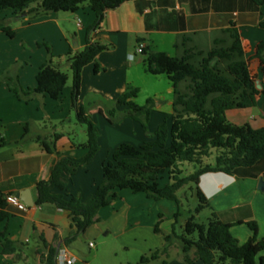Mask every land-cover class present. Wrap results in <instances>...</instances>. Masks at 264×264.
<instances>
[{"label": "crops", "instance_id": "obj_1", "mask_svg": "<svg viewBox=\"0 0 264 264\" xmlns=\"http://www.w3.org/2000/svg\"><path fill=\"white\" fill-rule=\"evenodd\" d=\"M0 18L3 23L16 20L13 31H26L35 43L50 44L55 56H60L55 60L60 68L68 69L63 56L69 50H82L87 39L104 46L94 60L81 68L74 102L71 81H67L58 99L37 94L28 102L17 99L5 83L0 84V191L5 197L16 191H29L33 200V205L25 210L8 204V216L0 223V232H4L17 248L14 253L1 254L0 243V264H44L49 246L55 247L54 258L58 264L65 256L72 259L71 264H86L80 255V238L96 237L105 228L107 234L114 226L121 230L123 244H127L129 233L137 234L142 224L154 222L152 209L157 200L144 193L122 189L109 205L98 211L97 223L66 243L65 239L75 229L69 211L52 203L35 204L36 183L49 178L61 157L81 158L88 152L83 145L87 134L78 139L75 135L77 124H82L77 121L78 111H82L97 129L98 150L88 163L67 176L65 191L52 189L64 197L72 195L85 199L93 195L102 179L101 164L110 159L117 146L125 144L137 149L155 138L160 124L169 127L173 115L172 84L166 74L153 75L147 71L146 55L136 52L139 43L148 51L174 56V43L180 34L235 27L249 69L260 84L259 90H264V72L255 56L257 45L264 43V29L259 27L264 21V3L259 5L253 0H126L107 10L94 29L91 26L95 14L87 3L74 12H49L31 18L26 12L9 11L0 14ZM79 23L81 29L77 28ZM24 40L31 45L28 39ZM45 59L46 53L41 51L37 65L32 68L30 64L29 82L19 74L23 89L35 87L36 73ZM25 65L28 67V62L25 61ZM95 66L98 69L95 70ZM127 86L137 89L130 103L122 100ZM225 115L237 125L248 123L253 128L263 127L264 93L257 95L255 107L228 109ZM42 141L52 150L47 151ZM259 179L264 182V159L251 166L238 167L229 174L208 172L199 178L198 186L211 211L222 221L232 224L230 232L239 243H244L252 234L246 224L249 221L256 222L258 238L264 237V189L258 188ZM145 207L150 208L152 214L147 223L137 219L144 215L141 211L148 210ZM31 238L34 245L30 244ZM90 242L89 239L88 247ZM168 264L183 263L175 260Z\"/></svg>", "mask_w": 264, "mask_h": 264}, {"label": "trees", "instance_id": "obj_2", "mask_svg": "<svg viewBox=\"0 0 264 264\" xmlns=\"http://www.w3.org/2000/svg\"><path fill=\"white\" fill-rule=\"evenodd\" d=\"M126 0H0V14L7 11L26 12L31 18L49 12H74L87 3L95 14L91 28H96L107 10L114 9ZM263 4L264 0H253ZM27 9V10H26ZM264 29V21L259 23ZM0 30L13 37L14 31L0 18ZM40 44V43H38ZM46 59L35 76L36 85L23 89L19 78L4 74L0 84L5 83L9 91L19 100L28 102L33 96L43 94L58 99L69 80V74L58 67L55 56L47 43ZM104 48L87 39L80 51L69 50L63 57L68 65L72 82V100L78 93L81 68L94 60ZM176 54L142 50L146 55L147 71L153 75L166 74L173 87V115L169 127L162 123L157 127L153 140L145 141L135 149L128 145L117 146L110 159L101 164L102 179L96 185L93 195L82 199L80 196H66L54 193L52 189L65 191L67 176L88 163L98 150V132L92 121L77 112V121L86 126L87 140L83 145L88 152L81 158L61 157L51 170L47 180L36 183L35 204L52 203L59 209L69 211L74 232L65 241L70 243L99 221L98 211L109 205L119 190L129 189L144 193L148 198L167 199L177 204L171 231L164 235V246L142 255L138 264H149L161 257L166 264L170 247L175 243L179 248L178 259L185 264L200 261L201 264H264V237L258 238L257 224H246L252 231L244 243L230 232L232 224L219 219L198 186L199 178L208 172L231 173L238 167H247L264 159V125L253 128L248 123L237 125L226 118V111L233 108L255 107L260 91L255 85V75L249 69L240 35L235 27L209 32L180 34L174 43ZM255 56L264 72V43L257 45ZM98 66H95V70ZM137 89L127 86L122 100L130 103ZM2 144L4 140H1ZM47 151L50 145L42 141ZM211 148H219L214 164H203L211 154ZM181 162L196 165L194 171L181 176ZM168 173L169 182L160 186L159 179ZM194 190L197 204L182 224L178 225L181 201L177 191L186 185ZM8 203L0 191V223L8 216ZM210 210L206 222L196 221L202 210ZM162 216L155 223V233H160ZM178 225V230H177ZM43 246H47L40 236ZM1 254L16 251V244L0 232ZM56 249L49 246L44 264H58L54 258Z\"/></svg>", "mask_w": 264, "mask_h": 264}, {"label": "rangeland", "instance_id": "obj_3", "mask_svg": "<svg viewBox=\"0 0 264 264\" xmlns=\"http://www.w3.org/2000/svg\"><path fill=\"white\" fill-rule=\"evenodd\" d=\"M4 24L12 28L16 27L17 21L13 19L9 23L5 22ZM14 31V36L9 37L0 30V76L7 74L8 76L15 78L16 75L19 76L20 74V76L23 77L25 81L29 82V80H31L29 66L32 64L33 68L37 65V58L41 51L46 53V47L43 45V43L46 42L39 41L35 43V40H33L32 37H28L26 31ZM31 34L35 35L36 32H31ZM24 39H28L31 45L29 46V44H26ZM47 45L51 48L50 44L47 43ZM53 55L55 54L53 53ZM25 61L28 62V67L23 66L25 65ZM60 69L69 74L68 81H71L69 69H65L63 67ZM77 128L78 129H75V135L77 139L85 138L86 133L84 132L86 130V126L84 124H77ZM79 128L81 129L79 130ZM219 153V148H211V154L203 159V164H214L215 158ZM179 167L182 170L181 176H186L194 171L196 165L190 162H181ZM168 182V173L164 172L159 179V184L162 186ZM177 196L181 201L180 216L178 217L179 225L182 224L185 218L188 216V211H193L197 204V199L194 194V190L190 189L189 184L179 189L177 191ZM146 209L148 210L144 209V211H141L142 213L144 212V215L141 214L143 216H138L137 218L144 223H147V220H149L152 216V214H150L151 209ZM177 209L178 207L175 202L167 199H159L153 203L152 213L155 215L152 218L154 222H151V224H142L137 234L129 233L126 242L127 244H123L125 242L122 240L123 237L120 234L121 230H117L115 229L116 227L113 226L112 230H110V232L107 234H105L107 229L105 228L103 231H100L96 237H91L88 239L86 238V240L80 238L82 242L79 246L81 250L80 255L84 257L86 264H138L142 255H149L151 252L161 249L164 246L165 242L163 237L164 235L170 233L171 224L174 221V213L177 211ZM159 215L162 216V222L160 223L161 231L160 233H155L153 227L159 219ZM208 216L209 210L204 209L196 215V221L206 222ZM178 225L177 230L179 228ZM89 239L93 243V247L87 246ZM30 240V244L34 245L32 238ZM175 243L170 247L169 257L166 258V264L175 260L183 263L178 259V255H176L177 252L179 254V248ZM163 259L164 257H161L157 260L151 261L149 264H162L161 261Z\"/></svg>", "mask_w": 264, "mask_h": 264}, {"label": "built area", "instance_id": "obj_4", "mask_svg": "<svg viewBox=\"0 0 264 264\" xmlns=\"http://www.w3.org/2000/svg\"><path fill=\"white\" fill-rule=\"evenodd\" d=\"M77 28L78 29H81L82 28V26H81L80 23L77 25ZM142 50H143V44L139 43L137 45V47H136V52L137 53H141ZM6 202L8 204H11V205L15 206L19 210H25L28 207L20 199H18L17 197H15L14 195H11V194H9V195L6 196ZM89 247H93V243L92 242L89 243ZM71 263H72V259L69 258V257H67V256H65L64 259L62 260V263L61 264H71Z\"/></svg>", "mask_w": 264, "mask_h": 264}, {"label": "water", "instance_id": "obj_5", "mask_svg": "<svg viewBox=\"0 0 264 264\" xmlns=\"http://www.w3.org/2000/svg\"><path fill=\"white\" fill-rule=\"evenodd\" d=\"M256 88H260V84L258 81H255ZM258 188L263 190L264 189V182L262 179H259L258 183ZM14 196L20 199L25 205L27 206H32L33 205V200L31 198L30 192L29 191H16L14 192ZM56 258V256H55Z\"/></svg>", "mask_w": 264, "mask_h": 264}]
</instances>
